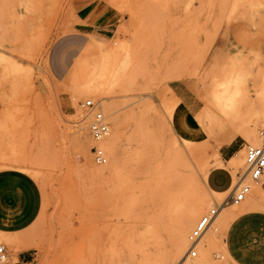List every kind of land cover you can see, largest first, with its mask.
I'll use <instances>...</instances> for the list:
<instances>
[{
	"label": "rangeland",
	"instance_id": "rangeland-1",
	"mask_svg": "<svg viewBox=\"0 0 264 264\" xmlns=\"http://www.w3.org/2000/svg\"><path fill=\"white\" fill-rule=\"evenodd\" d=\"M99 4L119 13L118 22L111 28L91 26L89 13ZM117 44L123 50L116 55L126 52L130 56L127 70L113 86L111 77L102 81L96 98L80 87L89 77L88 64L80 61L94 64L101 48L110 51ZM213 59L242 67L246 73L236 122L244 129L261 124L264 0H0V155H5L0 158V175L25 177L35 190L39 208L46 211L47 223L30 243L33 264H142L144 260L154 261L158 255L125 228L122 199L117 200V209L111 208L108 213L111 223L122 226L114 236L111 234L112 240L116 239L115 252L101 231L99 202L104 187L83 169L86 162L96 170L105 166L96 165L90 154L94 142L89 121L81 110L87 99L100 101L110 131L113 120L120 119L123 134L118 147L123 166L128 168L149 159L143 156L151 141L142 138V105L152 101L172 129L163 102L171 106L175 102L173 107L180 102L170 98L168 89L181 83L197 101L193 130L203 136L193 138V151L182 142L175 149L165 144L156 159H166L167 152L176 150L184 169H189L207 191L210 189L204 172L223 165L217 162L222 145L235 139L259 145L236 135L229 126L222 132L216 127L215 133L209 128L207 118L224 124L227 118L210 98L206 99V76ZM197 68L199 73L194 72ZM198 114H202L204 123L196 120ZM153 119L154 125L163 127L160 114ZM83 124L85 154L75 139V131ZM263 130L259 127L257 135ZM157 134L170 132L163 129ZM236 155L241 163L233 170L229 164ZM236 155L227 164L234 183L245 170V149ZM38 168L43 174L36 172ZM119 191L117 188L114 192L115 198H119ZM151 198L153 201V186ZM208 198L213 204L209 210L221 202L210 194ZM227 202L232 204L230 197ZM262 208L264 205L230 223L211 251L212 264H264ZM14 212L7 208L6 214L12 217ZM0 244L10 253L8 263L14 254L10 237L0 236ZM140 247L145 250H137ZM196 251L197 257L189 258V263L199 258Z\"/></svg>",
	"mask_w": 264,
	"mask_h": 264
},
{
	"label": "bare ground",
	"instance_id": "bare-ground-1",
	"mask_svg": "<svg viewBox=\"0 0 264 264\" xmlns=\"http://www.w3.org/2000/svg\"><path fill=\"white\" fill-rule=\"evenodd\" d=\"M3 3L5 5L8 4V2ZM14 16H17V13ZM108 82L107 84H111ZM113 82L112 86L116 84V81ZM168 90L170 91V98L174 101L177 100L176 95L170 87ZM91 92L97 98L100 91L98 89ZM165 101L163 103H165L164 105L169 113L167 117L171 122L172 129L169 128L167 120L163 117L160 110L155 108V104L152 101L144 103L141 107L140 113L143 115L142 138L143 140L150 139L151 141L149 145L150 149L145 150L143 156H148L149 159L138 165L124 168L118 147L123 129L121 128L120 119H115L113 120V128L109 136L100 144L106 151L109 162L98 170L91 167L89 162H86L83 169L90 177L92 176L97 179L96 183L99 186L104 187L99 202L100 215L103 219L101 231L105 234L106 241H110L109 245H112L110 249L114 252L116 251V239L113 238L112 240V235L114 236L122 226L118 227L117 224L111 223L108 213L111 211V208L115 211L118 204L117 200L122 199L125 206V228H127L130 234L134 235L133 237H139L144 245L152 246L158 252L157 258L154 261L144 260L142 264H212L211 251L219 243L220 236L227 231L230 223L235 218L253 212L259 209L261 205H264V181H249L251 182L250 184L246 183L250 187V193L247 198L239 204H230L227 201L233 194L235 187L239 184V179L234 183L229 192L215 193L212 190L207 191L203 189L195 177L189 174L190 170L184 169L177 157L178 155H176V150L167 152L168 158L157 160L156 157L165 144L175 149L179 148L180 142H182L193 151V148L190 146L193 144V138L198 135L203 136V133L198 134L193 130L194 121L192 116L184 111L180 102L176 104L175 108L171 106L172 104L169 105ZM177 113H179V116H177ZM236 113L228 114L225 124L214 118H207L209 128L215 133L216 127L222 132L226 126H229L231 131L233 129L236 135L245 137L254 144L261 145V133L260 136L257 134L259 127L264 128V120L261 124L244 129L241 124L236 122ZM157 114H160V121L163 124L162 128L154 125L155 120L153 118ZM196 120L201 124L204 123L202 114H198ZM163 129H168L170 134H157V131H163ZM84 130L85 126L83 124L75 131V139L80 150L85 154L86 148L81 141ZM222 135L225 136L224 133ZM85 136L90 140L87 134ZM167 137L170 138V143L167 142ZM0 156H2L0 158H5L3 154ZM240 163L239 155H236L230 162L229 167H233L234 170ZM182 168L184 171H182ZM210 171L206 169L204 174L208 176ZM36 172L40 173L39 168ZM123 172L126 173L125 176ZM151 186H153V201L151 198ZM117 188H120L119 198L114 197V192ZM7 193H14L16 195V206L19 210L24 211L29 206L30 199L26 200V194L19 186L1 179L0 200ZM207 193L221 200L220 204H216V206H220V209L212 225L196 245V249L199 251V258L197 261L189 263V258L194 259L197 257L196 249V257H191L188 253L191 247L190 233L192 234V230H194L192 228L199 217H203V214L209 213L211 210L209 208L213 205ZM151 201L153 203L152 207ZM143 209L146 211L145 216ZM0 222L2 221L0 220ZM46 223L47 214L43 207L39 209L30 228L15 234L0 232V236L10 237V245L14 249V254L32 250L30 243L33 241V236L37 231L43 229ZM141 249L145 250L144 247H140L137 250L140 251ZM183 255L185 257L180 260Z\"/></svg>",
	"mask_w": 264,
	"mask_h": 264
},
{
	"label": "crops",
	"instance_id": "crops-1",
	"mask_svg": "<svg viewBox=\"0 0 264 264\" xmlns=\"http://www.w3.org/2000/svg\"><path fill=\"white\" fill-rule=\"evenodd\" d=\"M118 19L119 13L106 4L96 5L89 13V22L91 26L96 29L111 28L118 22ZM170 89L180 100L181 106L186 113L195 117L198 111V105L196 99L191 95L192 92L183 87L181 83L172 84ZM244 147L245 143L241 139H235L221 146L218 150L217 162H222L221 164L223 165L214 167L208 174L206 184L210 190L215 193H226L232 189L235 180L231 171L227 168V164L237 153L244 150ZM1 179H5L19 186L25 192L26 200L28 198L30 199V204L25 208L26 211L24 212L17 208V197L14 193L5 194L0 200V220L2 221L0 222V232L15 234L27 230L32 225L40 209L34 188L28 183V180L21 175H0V180ZM9 199L12 203H8ZM7 208L15 211L12 217L6 214ZM16 221L18 222L15 223ZM9 254L8 251V255ZM10 260V262L5 264H33V253L31 250H26L17 254H11Z\"/></svg>",
	"mask_w": 264,
	"mask_h": 264
},
{
	"label": "snow or ice",
	"instance_id": "snow-or-ice-1",
	"mask_svg": "<svg viewBox=\"0 0 264 264\" xmlns=\"http://www.w3.org/2000/svg\"><path fill=\"white\" fill-rule=\"evenodd\" d=\"M122 46L115 45L110 51H101L96 57V62L90 64L87 60L80 61L88 64L89 77L88 82L80 85L84 91L98 90L103 86L102 81L111 79L116 81L127 70L130 56L125 52L123 56L116 55L117 52L122 51ZM80 60V58H77ZM212 67L207 71L206 79L209 90V97L211 102L224 114L235 113L242 101L244 95L243 86L246 80V73L243 68H237L235 65L228 63L221 64L218 59L210 61ZM194 72L199 73V69ZM260 95L264 96V93ZM175 102L173 103L174 106ZM167 116L168 113H165ZM179 116V113H177ZM264 211V208L261 209ZM227 243V241H225Z\"/></svg>",
	"mask_w": 264,
	"mask_h": 264
},
{
	"label": "built area",
	"instance_id": "built-area-1",
	"mask_svg": "<svg viewBox=\"0 0 264 264\" xmlns=\"http://www.w3.org/2000/svg\"><path fill=\"white\" fill-rule=\"evenodd\" d=\"M81 110L84 118L89 120V133L94 142L90 149L93 162L98 166L108 163V156L101 147V142L110 134V122L104 114L100 101L87 99L81 104ZM262 144L259 146L245 144L246 161L245 170L239 175V184L235 187L230 201L234 204L243 202L250 193V187L246 181L262 182L264 181V130L261 132ZM264 187V183H263ZM220 206L212 208L208 214L204 215L196 224L191 236V247L188 251L191 257H196V245L206 233L215 220ZM8 251L5 245L0 244V263L5 264L8 260Z\"/></svg>",
	"mask_w": 264,
	"mask_h": 264
}]
</instances>
